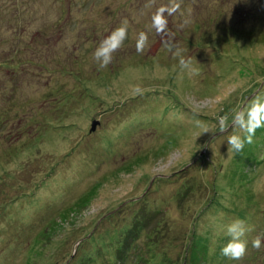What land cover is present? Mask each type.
<instances>
[{
	"label": "rangeland",
	"instance_id": "obj_1",
	"mask_svg": "<svg viewBox=\"0 0 264 264\" xmlns=\"http://www.w3.org/2000/svg\"><path fill=\"white\" fill-rule=\"evenodd\" d=\"M261 106L264 0H0V264H264Z\"/></svg>",
	"mask_w": 264,
	"mask_h": 264
},
{
	"label": "clouds",
	"instance_id": "obj_2",
	"mask_svg": "<svg viewBox=\"0 0 264 264\" xmlns=\"http://www.w3.org/2000/svg\"><path fill=\"white\" fill-rule=\"evenodd\" d=\"M128 34V21L123 20L121 25L114 29L109 36L101 41L100 45L94 52V59L98 66L103 69L106 68L114 57V54L123 47ZM147 43L144 34H141L137 43V51L142 52ZM190 61L187 63L181 59V69L189 68ZM264 108V106H261ZM255 111V108L253 109ZM223 122L225 117H220ZM234 127L241 129V134H232L227 140V153L242 152L245 144H251L257 128L264 126V115L257 118H250L248 121L237 125L235 122ZM221 130L226 131L224 124L221 125ZM210 130H206L208 132ZM254 231V226L249 225L244 219H235L226 226V236L228 237L227 243L222 247L221 254L230 260H242L248 251L249 241L247 239L248 233ZM264 240V235H257L252 239L251 244L255 249H260Z\"/></svg>",
	"mask_w": 264,
	"mask_h": 264
},
{
	"label": "trees",
	"instance_id": "obj_3",
	"mask_svg": "<svg viewBox=\"0 0 264 264\" xmlns=\"http://www.w3.org/2000/svg\"><path fill=\"white\" fill-rule=\"evenodd\" d=\"M139 226H141V223L140 224H138ZM138 226V227H139ZM126 230V229H125ZM129 231V230H128ZM133 231H131V233H132ZM137 230L135 231V233H133L131 236L134 238V237H136L137 236ZM121 243H123L122 242V240L121 239H118V245H119V250H123V251H125L126 250V248H127V246H126V243H125V245H123V244H121ZM83 244V243H82ZM155 251H153L152 253H153V255L151 256V258L150 259H148L147 261L149 262L151 259H152V261L154 262V264H162L163 262H164V259H159L157 256H156V253H154ZM115 255H116V258H117V253H114ZM125 254V252L124 253H121V252H118V256L119 257H121L122 259H125L126 258V256L124 255ZM85 257H83L82 258V260L84 259ZM87 261H90V259L88 258L87 259Z\"/></svg>",
	"mask_w": 264,
	"mask_h": 264
},
{
	"label": "water",
	"instance_id": "obj_4",
	"mask_svg": "<svg viewBox=\"0 0 264 264\" xmlns=\"http://www.w3.org/2000/svg\"><path fill=\"white\" fill-rule=\"evenodd\" d=\"M98 124H99V121H95V122L93 123V130L96 129V127H97Z\"/></svg>",
	"mask_w": 264,
	"mask_h": 264
}]
</instances>
